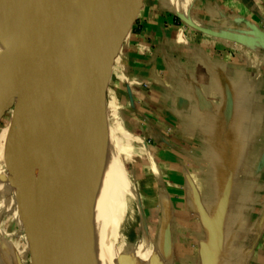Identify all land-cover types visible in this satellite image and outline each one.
Returning <instances> with one entry per match:
<instances>
[{"label": "crops", "instance_id": "1", "mask_svg": "<svg viewBox=\"0 0 264 264\" xmlns=\"http://www.w3.org/2000/svg\"><path fill=\"white\" fill-rule=\"evenodd\" d=\"M9 15L0 31V123L13 105L17 114L0 124V233L15 256L8 238L21 217L8 166L18 151L19 98ZM114 57L165 190L156 256L163 264H264V0H135ZM27 253L28 264H62L49 247Z\"/></svg>", "mask_w": 264, "mask_h": 264}, {"label": "water", "instance_id": "2", "mask_svg": "<svg viewBox=\"0 0 264 264\" xmlns=\"http://www.w3.org/2000/svg\"><path fill=\"white\" fill-rule=\"evenodd\" d=\"M134 1L78 0L77 5L67 8V1L61 6L54 0H43L38 11L34 0L27 44L25 37L19 39L15 32L13 43L16 47L8 48L15 62L14 84L19 88L18 151L15 158L19 178L15 176L14 184L24 190L51 243V248L48 247L62 264L102 263L95 252L94 255L91 253V246L59 185L50 149L52 111L44 96L58 86L77 81L98 57L103 58L115 38L120 18L124 15V20ZM16 2L0 0V31ZM16 28L20 30L19 25ZM24 45L25 53L18 61L19 53L15 48ZM99 91L104 114L101 82ZM15 191L18 198L16 187ZM33 254L37 252L33 251Z\"/></svg>", "mask_w": 264, "mask_h": 264}, {"label": "bare ground", "instance_id": "3", "mask_svg": "<svg viewBox=\"0 0 264 264\" xmlns=\"http://www.w3.org/2000/svg\"><path fill=\"white\" fill-rule=\"evenodd\" d=\"M42 1L35 0L36 10H40ZM54 3L61 6L66 3L71 8L78 0H54ZM102 66L103 58L98 57L83 77L56 87L44 98L52 111L50 149L65 201L91 246V253L95 252L102 264H118L90 239L101 238L126 255L131 248L125 244L121 232L124 227L128 232L135 231L138 217L132 203L135 196L119 152L103 131L107 123L99 96ZM1 236L0 264H17L9 242L4 238L12 254ZM142 237L144 245L147 244L146 237L143 234Z\"/></svg>", "mask_w": 264, "mask_h": 264}, {"label": "rangeland", "instance_id": "4", "mask_svg": "<svg viewBox=\"0 0 264 264\" xmlns=\"http://www.w3.org/2000/svg\"><path fill=\"white\" fill-rule=\"evenodd\" d=\"M33 1L17 0L15 7L10 11L9 16H11L13 24L11 40L8 44L9 47L14 45L13 42L16 40L15 32H17L16 34L19 39L25 37L23 39L27 44L32 27ZM126 4L124 3V6ZM123 17L124 15L120 18L112 44L103 56L101 85L104 94V114L107 123V129L103 128V131L108 136L112 147H116L114 150L117 153L119 152V160L123 165L126 178L135 196L132 199V203L138 217L134 228L135 231L128 232L124 227L121 232L125 244H128L131 248L126 255L118 253L114 246L107 244L101 238L91 236L90 239L105 256L113 257L118 264H163L162 259L157 257L155 253L158 252L156 246L160 212L158 198L164 197L165 190L161 189L162 192L155 184L153 173H151L152 169L150 168L151 163L155 161L152 152L153 145L148 138V133L143 129L144 123L137 119L132 100L127 94V90L124 89V85L127 82L124 81L123 72L114 57L115 42L120 32ZM18 25L20 30L16 28ZM14 46L16 47V45ZM15 49L19 53V61L25 53L26 45ZM13 90L16 97L19 98V88L15 85ZM6 103H9V101H6ZM8 105L11 108V104ZM15 111L17 114V106L15 108L13 105L12 110L4 115L0 124L2 125L7 122L9 125L11 117L15 115ZM8 170L12 175L19 178L16 160H14L11 166H8ZM6 175L8 176V174ZM14 186L18 194L17 213L21 217V226L17 222L12 225L14 226V235H11V238L8 239L15 246L16 255L14 258L16 257V263L28 264V250L32 254L33 251L41 253L43 246L46 245L51 248V243L41 228L24 190L21 187ZM141 233L146 237L147 244L145 245ZM9 251L11 252L10 249Z\"/></svg>", "mask_w": 264, "mask_h": 264}]
</instances>
